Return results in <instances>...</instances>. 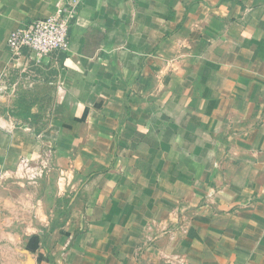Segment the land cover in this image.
Instances as JSON below:
<instances>
[{
    "label": "crops",
    "instance_id": "0c3cea01",
    "mask_svg": "<svg viewBox=\"0 0 264 264\" xmlns=\"http://www.w3.org/2000/svg\"><path fill=\"white\" fill-rule=\"evenodd\" d=\"M79 2L0 0V264H264V0Z\"/></svg>",
    "mask_w": 264,
    "mask_h": 264
},
{
    "label": "built area",
    "instance_id": "2783aa9c",
    "mask_svg": "<svg viewBox=\"0 0 264 264\" xmlns=\"http://www.w3.org/2000/svg\"><path fill=\"white\" fill-rule=\"evenodd\" d=\"M79 4V0H55L53 14L13 31L8 41L13 59H20L24 50L30 51L38 61L53 53L68 52L71 45L69 30L77 17ZM45 168L29 158H22L18 164V170L27 174V179L41 176Z\"/></svg>",
    "mask_w": 264,
    "mask_h": 264
}]
</instances>
